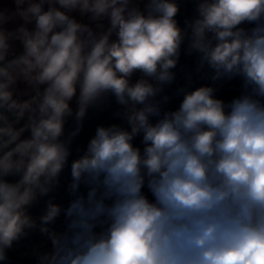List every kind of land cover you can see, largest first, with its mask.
Returning <instances> with one entry per match:
<instances>
[{
    "label": "clouds",
    "instance_id": "9594fccd",
    "mask_svg": "<svg viewBox=\"0 0 264 264\" xmlns=\"http://www.w3.org/2000/svg\"><path fill=\"white\" fill-rule=\"evenodd\" d=\"M193 2L0 0V262L38 232L35 264H264V0ZM182 51L211 84L171 109Z\"/></svg>",
    "mask_w": 264,
    "mask_h": 264
},
{
    "label": "water",
    "instance_id": "95a60500",
    "mask_svg": "<svg viewBox=\"0 0 264 264\" xmlns=\"http://www.w3.org/2000/svg\"><path fill=\"white\" fill-rule=\"evenodd\" d=\"M178 3L180 4L181 8L177 19L180 24L183 25L185 18H190L194 15L195 4L193 0H178ZM182 6L187 7V9H182ZM174 71L177 74V81L174 85L165 89V93L170 97V102L167 104L168 108L175 109L179 106V103L182 100V96L176 93V89L178 87L188 85L189 77H191L190 87L192 88L205 84H211L210 79H208L209 74H207L206 69L202 72L196 71L195 55H188L184 51H182L180 61ZM216 86L218 87V91L216 93L217 97L223 99L225 102H229L232 98L238 96L241 93V81L239 80V78L233 79L231 81L220 82ZM117 107L118 106L112 103L111 106H106L102 109H92L89 111L88 116L83 123V126L90 124V129L89 131L84 132L81 138L78 139L79 145H76V140L74 141L72 145L73 158L80 154L79 152H77V148H80L82 150L86 147L88 140L91 138V136L94 135L97 125L108 126L112 123H122V121H120L113 115V113L117 110ZM74 126L75 125H70L69 129H67L66 132L72 130ZM135 143L142 147V145H140L139 138L135 141ZM69 180L70 174L66 169L61 178V186L54 193L56 201L63 204L64 206H67V203L69 201V197L65 191V185ZM81 190L84 191L83 188Z\"/></svg>",
    "mask_w": 264,
    "mask_h": 264
},
{
    "label": "rangeland",
    "instance_id": "374dc122",
    "mask_svg": "<svg viewBox=\"0 0 264 264\" xmlns=\"http://www.w3.org/2000/svg\"><path fill=\"white\" fill-rule=\"evenodd\" d=\"M58 229L63 226L56 225ZM50 242L38 232L32 233L28 238L21 239L8 252V264H35L34 251L50 248ZM3 264V262H0Z\"/></svg>",
    "mask_w": 264,
    "mask_h": 264
},
{
    "label": "flooded vegetation",
    "instance_id": "af4514ba",
    "mask_svg": "<svg viewBox=\"0 0 264 264\" xmlns=\"http://www.w3.org/2000/svg\"><path fill=\"white\" fill-rule=\"evenodd\" d=\"M194 6H195V5H194ZM180 8H181V6H180ZM183 8H184V10L187 9V7H185V6H182V9H183ZM193 8H194V7H193ZM113 103H114V102H113ZM73 123H74V121L69 120L68 123H67V125H66V130L69 129V126H70V125H75V124H73ZM89 129H90V124H87L86 126H83V129H82L80 135L75 139V140H76V145H79L78 139L81 138V136H82V134H83L84 132L89 131Z\"/></svg>",
    "mask_w": 264,
    "mask_h": 264
},
{
    "label": "trees",
    "instance_id": "16d2710c",
    "mask_svg": "<svg viewBox=\"0 0 264 264\" xmlns=\"http://www.w3.org/2000/svg\"><path fill=\"white\" fill-rule=\"evenodd\" d=\"M57 225H61V226H63V217H61V218L57 221Z\"/></svg>",
    "mask_w": 264,
    "mask_h": 264
}]
</instances>
